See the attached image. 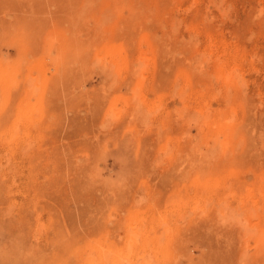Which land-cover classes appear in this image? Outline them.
I'll return each mask as SVG.
<instances>
[{
  "label": "rangeland",
  "instance_id": "obj_1",
  "mask_svg": "<svg viewBox=\"0 0 264 264\" xmlns=\"http://www.w3.org/2000/svg\"><path fill=\"white\" fill-rule=\"evenodd\" d=\"M0 76V264H264V0H0Z\"/></svg>",
  "mask_w": 264,
  "mask_h": 264
},
{
  "label": "bare ground",
  "instance_id": "obj_2",
  "mask_svg": "<svg viewBox=\"0 0 264 264\" xmlns=\"http://www.w3.org/2000/svg\"><path fill=\"white\" fill-rule=\"evenodd\" d=\"M222 61H223V60H222ZM222 61H221V62H222ZM220 67H221V66H220ZM220 67H219V68H220ZM221 68H222V67H221ZM223 68H225V67H223ZM227 69H228V68H227ZM225 73H226V72H225ZM225 73H224V74H225ZM219 76H220V75H219ZM0 77H1V76H0ZM220 77H222V76H220ZM217 78H218V77H217ZM223 79H225V77H224ZM218 80H219V79H218ZM199 194H200V193H199ZM200 196H201V195H200ZM208 203H209V202H208ZM147 249H148V248H147ZM149 249H150V248H149ZM149 252H150V251H149ZM149 252H148V253H149Z\"/></svg>",
  "mask_w": 264,
  "mask_h": 264
}]
</instances>
